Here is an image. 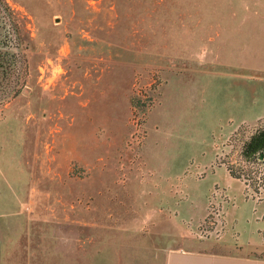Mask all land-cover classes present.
Masks as SVG:
<instances>
[{
	"label": "rangeland",
	"instance_id": "1",
	"mask_svg": "<svg viewBox=\"0 0 264 264\" xmlns=\"http://www.w3.org/2000/svg\"><path fill=\"white\" fill-rule=\"evenodd\" d=\"M10 46L0 237H25L12 264H57L58 234L79 237L74 264L102 244L109 264H137V250L169 244L165 225L182 224L173 205L214 173L191 235L240 241L231 209L264 192V0H0ZM212 205L225 223L212 217L206 236Z\"/></svg>",
	"mask_w": 264,
	"mask_h": 264
},
{
	"label": "crops",
	"instance_id": "2",
	"mask_svg": "<svg viewBox=\"0 0 264 264\" xmlns=\"http://www.w3.org/2000/svg\"><path fill=\"white\" fill-rule=\"evenodd\" d=\"M235 114V112H234ZM262 114L258 115L260 117ZM226 116V115H225ZM228 117H234L232 113ZM221 118V115H220ZM219 119V118H218ZM165 164L172 160L170 155H165ZM163 160V159H162ZM217 173L210 175L208 182L197 189L196 192L190 190L189 196L182 199L180 203H175L172 209L175 215L178 216L182 224H178L177 231L173 225H165L166 234H162L166 242L162 249L137 250V264H142V258L145 259V264H264V219H259V213L264 214V192L261 199L257 202L252 199H242L239 203L231 209L232 216L235 218L234 227L240 231V241L236 243L231 236L221 242H214L210 240H198L192 237L191 229L188 222L195 219H201L206 214V199L211 189V183L216 179ZM1 202V201H0ZM178 202V201H177ZM1 202L0 205L2 206ZM3 205L2 207H6ZM164 206L153 208L158 214L168 215L173 221L171 211L165 213ZM176 220V219H175ZM153 222V221H152ZM152 226H158V222ZM249 227V229H246ZM242 230L244 235H242ZM174 231V232H172ZM54 239L57 244L54 246L55 262H60L64 259V263L73 264L72 251L77 253V235L58 234L49 236ZM22 235H2L0 237V264H12L13 259H9V252L13 250H20L17 242H22ZM46 238V237H45ZM179 238L186 244L175 245L173 240ZM94 236H87L84 241L94 242ZM51 240V239H50ZM29 241V240H28ZM72 241L75 245L72 249ZM104 241V236L100 240ZM154 241L157 242L156 239ZM70 243L69 245L67 243ZM92 246L86 247V264H109L110 251L104 249L103 244L101 249L94 251L90 249ZM118 257L125 253L117 251ZM122 254V255H121ZM124 257V256H123ZM63 263V264H64Z\"/></svg>",
	"mask_w": 264,
	"mask_h": 264
},
{
	"label": "trees",
	"instance_id": "3",
	"mask_svg": "<svg viewBox=\"0 0 264 264\" xmlns=\"http://www.w3.org/2000/svg\"><path fill=\"white\" fill-rule=\"evenodd\" d=\"M18 57L19 51H17L14 46L0 48V85H2V87H5L4 84L6 83V80L9 79L10 81L11 77H13L18 72ZM262 156L264 157V147L261 148L260 151H257V155H255L254 160L257 161ZM262 188H264V182ZM257 189L260 190V184L257 186Z\"/></svg>",
	"mask_w": 264,
	"mask_h": 264
},
{
	"label": "built area",
	"instance_id": "4",
	"mask_svg": "<svg viewBox=\"0 0 264 264\" xmlns=\"http://www.w3.org/2000/svg\"><path fill=\"white\" fill-rule=\"evenodd\" d=\"M210 208L211 209L209 210L206 217L203 219L202 223L198 224L201 233H203L206 236L209 234H212V229H213L212 224L214 222L213 220H210L212 217L216 218V219H220V216H221V219L225 218L224 217L225 216V214H224L225 213V207H223L221 209V208H219V206L215 207V205L214 206L212 205ZM221 219H220V221L222 223L221 227H224L225 219L224 220H221Z\"/></svg>",
	"mask_w": 264,
	"mask_h": 264
}]
</instances>
